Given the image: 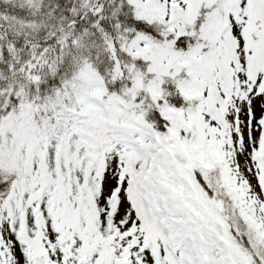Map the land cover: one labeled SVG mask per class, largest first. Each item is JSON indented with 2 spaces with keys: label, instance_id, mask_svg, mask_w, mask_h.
<instances>
[{
  "label": "snow or ice",
  "instance_id": "6c2138e0",
  "mask_svg": "<svg viewBox=\"0 0 264 264\" xmlns=\"http://www.w3.org/2000/svg\"><path fill=\"white\" fill-rule=\"evenodd\" d=\"M0 264H264V0H0Z\"/></svg>",
  "mask_w": 264,
  "mask_h": 264
}]
</instances>
